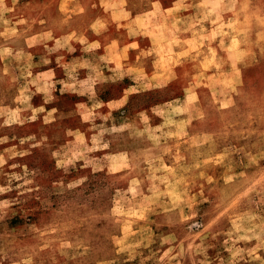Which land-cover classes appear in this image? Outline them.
Segmentation results:
<instances>
[{
	"label": "rangeland",
	"instance_id": "374dc122",
	"mask_svg": "<svg viewBox=\"0 0 264 264\" xmlns=\"http://www.w3.org/2000/svg\"><path fill=\"white\" fill-rule=\"evenodd\" d=\"M106 1L0 0V264H264V0Z\"/></svg>",
	"mask_w": 264,
	"mask_h": 264
},
{
	"label": "crops",
	"instance_id": "0c3cea01",
	"mask_svg": "<svg viewBox=\"0 0 264 264\" xmlns=\"http://www.w3.org/2000/svg\"><path fill=\"white\" fill-rule=\"evenodd\" d=\"M178 1H180L181 3H183V0H178ZM108 1H106V0H103V3H107ZM109 3V2H108ZM107 3V4H108ZM103 5H105V4H103ZM181 17L179 18L182 22L181 23H184V21H187V19H189V17H190V14H185V13H183L182 15H180ZM181 28V27H180ZM170 45V41H168V42H166L165 43V46H169Z\"/></svg>",
	"mask_w": 264,
	"mask_h": 264
}]
</instances>
